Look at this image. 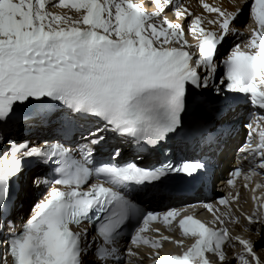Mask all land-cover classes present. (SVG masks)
Returning <instances> with one entry per match:
<instances>
[{
  "label": "snow or ice",
  "instance_id": "6c2138e0",
  "mask_svg": "<svg viewBox=\"0 0 264 264\" xmlns=\"http://www.w3.org/2000/svg\"><path fill=\"white\" fill-rule=\"evenodd\" d=\"M146 2L155 10L133 0H0V264H138L134 249L142 245L152 249V264H264L252 240L224 226L225 218L240 225L232 211L238 194L218 199L223 212L204 203L210 221L182 210L158 214L141 207L140 195L155 194L174 176L193 187L205 185L210 177L200 159L173 160L165 152V159L148 167L93 163L108 132L140 150L177 135L208 147L219 144L240 106L236 94H244L261 110L246 125L249 139L240 149L253 157V166L247 173L235 169L228 184L241 175L245 181L264 175V0H232L235 10L199 0L211 18L180 0ZM249 3L250 36L232 43L231 36L243 35L235 25ZM169 8L174 19L163 15ZM226 44L227 55L217 60ZM43 127L58 128L62 138L79 134L87 141L79 145L80 159L65 143L36 145L21 134ZM121 151L113 146L110 158ZM53 164L49 178L45 169ZM93 175L100 182L84 190ZM41 187L49 191L17 231L12 214ZM261 188L262 182L251 188L253 209L240 216L247 221L245 232L254 229L264 239V194H255ZM157 221L168 231L178 227L192 243L161 257L157 250L172 237L145 235L159 233L150 227ZM132 222L139 226L125 250L118 242ZM232 241L241 248L230 257L225 246Z\"/></svg>",
  "mask_w": 264,
  "mask_h": 264
},
{
  "label": "bare ground",
  "instance_id": "6f19581e",
  "mask_svg": "<svg viewBox=\"0 0 264 264\" xmlns=\"http://www.w3.org/2000/svg\"><path fill=\"white\" fill-rule=\"evenodd\" d=\"M133 1H135V0H133ZM138 1L142 2V3L144 4V7H147L149 10H153V9H154L152 6H150V5L146 2V0H138ZM207 2H208L209 4H218V5L222 6V7L226 4V2L223 1V0H207ZM193 4H196V6H192V7H194L195 10H196V11L194 12L196 15H203V16H205V17L211 18V15H212V14L205 12V11L203 10V8L200 6L199 1H198V3H196V2L194 3V2H193ZM226 7L230 9V6H229V5H226ZM247 7H248V6L245 7V11H246V8H247ZM49 10H50V11H53V12H65V11H68V10H66V9H62V8H52V7H50ZM71 14H72V15H75L74 12L71 13ZM244 14H245V12H244ZM244 14L240 16V18H239V20H238V23H236L235 26H237L238 24H239V25L242 24ZM169 19H173V18H169ZM247 20H248V19H247ZM183 24H184L185 29H187L186 22H183ZM236 36H237V35H235V36H231V37H230V41H231L232 43H234V39L236 38ZM186 39H188V41L190 42V44H195V43H196V41H195L193 38H189V36L187 35V31H186ZM228 46H229V45H227V44L225 45V50L229 48ZM236 123H237L236 120L233 121V125H234V126L236 125ZM241 131H243V130H242L241 125H240V131L236 132V134L234 135V137H230V138H228L227 141L225 142V147H224V149L221 151L220 155L218 156V162H219V163H222V166L220 167V169H219L218 171H220V172H222V171H227V169L229 168L228 163H229V161H230L231 158H232V157H231V155H232V151H233V149H234V147H235V145H236V143H234V141H236V140L240 141V138L242 137V135H241ZM225 169H226V170H225ZM216 173H217V172H215V174H216ZM222 173H223V172H222ZM32 192H33V191H32ZM32 192H30L29 195H30ZM43 193H44V192H43ZM43 193H41V194H43ZM213 193H214V192H212V194H213ZM214 194H215V193H214ZM217 197H218V196H217ZM36 201H37V200H36ZM29 202H30V199H27V198H26V199L24 200L23 204H22L21 206L18 207L19 212H22V213L25 214V213H26V207H27V205L29 204ZM25 215H26V214H25ZM12 217H13V214H12ZM256 227H258V226H256ZM253 230H254V229H253ZM263 243H264V239L261 240V241H259V242H256V243H255V247L259 248V247L262 246L261 244H263ZM167 248H177V246L174 245L173 243H168V244H165V247L163 248V250L165 251ZM143 252H144V251L139 250V253L143 254ZM257 254L260 255L262 259H264V257L261 255L260 251H258Z\"/></svg>",
  "mask_w": 264,
  "mask_h": 264
},
{
  "label": "rangeland",
  "instance_id": "374dc122",
  "mask_svg": "<svg viewBox=\"0 0 264 264\" xmlns=\"http://www.w3.org/2000/svg\"><path fill=\"white\" fill-rule=\"evenodd\" d=\"M247 16H248V7L246 8V11H245V14H244V17H243V20L245 21V19H247ZM226 170V169H225ZM220 195L218 192L215 194V196H218ZM29 211V207L26 209V212Z\"/></svg>",
  "mask_w": 264,
  "mask_h": 264
}]
</instances>
